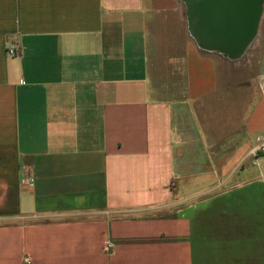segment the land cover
Wrapping results in <instances>:
<instances>
[{"label": "crops", "instance_id": "0c3cea01", "mask_svg": "<svg viewBox=\"0 0 264 264\" xmlns=\"http://www.w3.org/2000/svg\"><path fill=\"white\" fill-rule=\"evenodd\" d=\"M162 2L0 0V264H264V63L212 149L229 71Z\"/></svg>", "mask_w": 264, "mask_h": 264}, {"label": "rangeland", "instance_id": "374dc122", "mask_svg": "<svg viewBox=\"0 0 264 264\" xmlns=\"http://www.w3.org/2000/svg\"><path fill=\"white\" fill-rule=\"evenodd\" d=\"M162 4L168 10H176L178 13H183L184 30L185 32L189 31L188 9L185 1L165 0ZM261 7L262 14L258 30L238 56L228 57L218 52L205 50L198 45L192 33L188 32L201 50L222 59L226 65V73L229 71L225 85L228 88L226 92L227 97L216 98L215 107L211 110L210 115L206 113H201L200 115L202 118L201 126H203L205 136L212 149L216 146L213 139L214 133L217 131L225 134L227 128H229V123L236 124L242 122L249 116L252 106L257 103L259 95L257 79L263 71L264 63V0H261ZM220 83V85L224 84L223 81ZM238 159L239 152L232 154L229 157V164L234 165L238 162Z\"/></svg>", "mask_w": 264, "mask_h": 264}, {"label": "water", "instance_id": "95a60500", "mask_svg": "<svg viewBox=\"0 0 264 264\" xmlns=\"http://www.w3.org/2000/svg\"><path fill=\"white\" fill-rule=\"evenodd\" d=\"M189 31L199 46L238 56L258 30L261 0H184Z\"/></svg>", "mask_w": 264, "mask_h": 264}, {"label": "built area", "instance_id": "2783aa9c", "mask_svg": "<svg viewBox=\"0 0 264 264\" xmlns=\"http://www.w3.org/2000/svg\"><path fill=\"white\" fill-rule=\"evenodd\" d=\"M9 54H10L11 56H16V55H17V51L14 50V49H11V50H9ZM258 141H259L260 143H262L261 139H259ZM260 151H264V144L259 145V146L253 151V155L256 157L257 154H258V152H260ZM24 183H25L26 185L31 186V187L34 185V183H33L30 179H25ZM24 264H32L31 259H30L29 257H25V258H24Z\"/></svg>", "mask_w": 264, "mask_h": 264}]
</instances>
